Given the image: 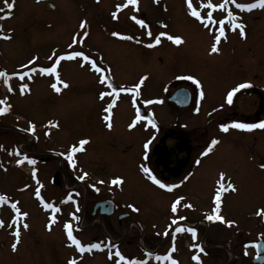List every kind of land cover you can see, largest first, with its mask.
Here are the masks:
<instances>
[{
    "label": "rangeland",
    "instance_id": "1",
    "mask_svg": "<svg viewBox=\"0 0 264 264\" xmlns=\"http://www.w3.org/2000/svg\"><path fill=\"white\" fill-rule=\"evenodd\" d=\"M82 1L83 7L74 8L71 0H68L66 8H60L56 0L55 11L48 13L45 5L34 0H8L14 3V8L7 9L11 15L0 21V30L10 37H0V71L9 74L7 83L0 77V100L10 105L8 111L0 113V195L8 198L0 202V221H3L0 226V264H68L69 259L76 258V252L67 238L66 222L72 225L73 235L77 233L85 245L96 237L102 245L101 249L84 251L79 264H115V260L119 259L114 255L116 249L104 246V235L108 239L118 240L121 245L119 249L129 255H137V262L142 264L157 263L141 256L138 249L140 243L151 249L159 247L163 257L171 255L178 264H197L192 259L194 255L200 256L201 264H255L250 260L255 252L249 244L252 240L256 241L255 238L264 240V216L258 215V212H264V169L260 167L264 163V130L260 131V143L254 154L248 145L238 146L236 160L233 159L234 153L225 147V138H219L209 160L211 170L208 183L201 189L194 186L180 188L174 196L159 199L155 189L150 190L146 180L141 177L142 160L145 158L141 155L142 137L139 133L143 131L139 126L134 129L118 123L119 119L123 121L122 117H125L122 108L129 110L127 101L123 98L119 102L111 118L112 126L107 128L104 116L107 115L105 109H108L109 102L98 96L99 86L82 81L84 76L91 75L80 67H91L90 61L97 58L110 69L118 85L124 84L131 89L144 77L135 97L131 95V102L134 99L138 103L141 99L153 100L145 105L156 111L159 120L166 126L174 124L175 115L171 113L174 108L165 98L156 104L152 97L160 98L161 94L167 96L173 86L180 82H187L194 87L193 80L187 79L193 76L200 80L204 95L199 102V112H195V105H190L180 114V122H185L188 127H203L204 111L215 112L220 109L218 97L222 89L231 83L242 79L243 83H250L249 87L259 88L264 94V12L258 10L245 15L234 9L228 10L235 17V23L244 26L245 35L242 36L239 29L233 26V21L223 16L224 8L207 7L208 3L219 5L223 0H192L193 7L201 13L202 19L191 15L186 0H141L140 6L150 22L148 29L152 34L160 31L180 36L182 43L177 45L165 36L158 50L152 51L147 46L149 50L142 53L141 44L126 42V46L117 45L119 49L125 50V54L121 55L116 46L106 43L102 37V30L108 24L99 15H111L113 3L110 0ZM230 1L227 5L232 3ZM209 12L212 13L211 21L207 19ZM78 14L80 17L75 18ZM154 20L161 22L159 27L154 28ZM82 21L86 22L84 28L80 27ZM220 21H223V25ZM109 25L133 35L140 32L135 23ZM221 27L224 28V35L229 37L226 41L223 39L218 42L219 50L212 52L211 45ZM153 35H147L146 45L154 42ZM240 36L243 37L242 66L236 72L235 67H231V50L237 48L240 41L237 42V37ZM74 38L77 43H73ZM71 52H83L90 59L65 58L60 60L55 73L41 71L51 67L57 57H66ZM30 60L32 64L28 63ZM33 68L36 71H32ZM218 68L227 69L225 76L223 70L220 83L209 82L206 77L212 79ZM13 73L27 75L21 79ZM54 83L60 88L59 92L51 87ZM64 83L67 87H64ZM24 84L28 87L21 91ZM244 104L240 111L248 113V102ZM32 126L34 131H29ZM249 136L244 140L252 141ZM81 140H87V143L83 151L73 154V163H70L67 153L72 146L79 147ZM98 141L103 142L102 147ZM134 148L138 152L132 154ZM25 155L36 163L30 164L25 160L18 165L16 161ZM55 171L62 174L60 184L51 181ZM85 172L88 176L80 186L86 188L83 193L86 199L82 220L77 222L81 231L77 232L72 212L59 208V204L63 205L60 190L65 182L69 187L74 178ZM221 172L225 173L226 179H231L236 188V191L222 194L218 213L224 217V221L235 222L231 225L206 219L215 207L213 188ZM96 176L105 181L108 178H122L123 183L117 185V191H121L118 193L125 197L137 198L139 211L130 218L137 219L141 224L132 221V227L129 224L117 225L115 214L111 218L113 224L107 227L104 219L90 215L88 202L94 199L92 194L95 189L89 185L95 184L93 180ZM37 189L41 193L40 197L35 195ZM178 197L182 198L181 203L178 211L173 213L171 204ZM56 199L59 201V212L44 207L46 200L58 202ZM13 204L20 209L19 214L12 207ZM189 204L191 207H187ZM23 213L28 215L24 216ZM95 219V224H92ZM173 219H177L175 225H172ZM183 220L190 221L192 227L197 229L195 241L186 230ZM24 224L28 227L25 228ZM178 227L185 228V231L177 232ZM17 229L20 237L13 251L11 245L16 242ZM202 239L207 246V249L203 247L204 252L191 247L193 243L200 245ZM129 242L131 245H128ZM214 243L219 244L218 247ZM219 250L227 252L228 258L217 259ZM120 264L129 263L123 260ZM158 264H171V261Z\"/></svg>",
    "mask_w": 264,
    "mask_h": 264
},
{
    "label": "flooded vegetation",
    "instance_id": "2",
    "mask_svg": "<svg viewBox=\"0 0 264 264\" xmlns=\"http://www.w3.org/2000/svg\"><path fill=\"white\" fill-rule=\"evenodd\" d=\"M37 3H41L45 5V11L48 13H52L55 11V6H54V1L56 0H34ZM59 1V7H65L68 5V0H57ZM113 5H111V10H114L113 12H116V18H113V15H99L100 18L106 19V22L108 24L107 27H105L102 31L104 32V36H102L105 40L106 43L110 44L111 46H116L125 44H136L140 45V51L146 52L149 50V48L146 45L145 40L147 39V33L150 31L149 28V20L146 19V15L144 14V9L140 6L141 0H138V4L133 5L131 3H127V0H110ZM153 1V0H151ZM231 2V1H230ZM95 3V2H93ZM224 3V0L221 2V4ZM238 3H244V4H251V3H256V0H235V3H231L230 5L224 4V9L225 13L223 16L227 17L228 15V10L234 9L237 12H241L242 14L245 13V15H250L253 12L256 11H262L264 12V8H261L259 4H257V7L253 9H241L237 8L236 4ZM126 4V7H123L121 9H117V5H124ZM91 5V4H89ZM47 6H52V8H48ZM71 6L74 8H79L83 7V1L82 0H71ZM0 9H5V13L7 12L4 0H0ZM112 12V13H113ZM135 12V13H134ZM5 13H0V16H3ZM135 16L137 19L133 20L132 17ZM80 17L75 16V18ZM81 17H84L83 14H81ZM4 18H0V21H2ZM144 20L146 26H141L137 21L138 20ZM125 22H130V23H135L137 24V27H139L140 32L136 33L133 35L131 32L128 31H123L121 32L120 29L118 30L116 27H114V30L109 23H125ZM161 22L158 20H154L153 26L154 28L159 27ZM113 33H118L119 35H113ZM160 31L154 32V39L157 34H159ZM106 35V36H105ZM101 37V38H102ZM127 37H132V39H128ZM229 36H223L221 37V40H225ZM136 39V40H135ZM138 39V40H137ZM231 39V38H229ZM240 40V41H239ZM139 41V42H137ZM239 41V42H238ZM161 42H162V37H161ZM237 42L238 46L236 49L231 50L232 52V63L231 67H235V71L238 72V67L241 68V56H242V44H243V37H237ZM126 46V44H125ZM159 45H155L152 48H150L152 51L153 50H158ZM124 48V47H123ZM138 48V47H137ZM117 49L121 52V55L124 53L125 50H121L117 47ZM125 54V53H124ZM127 57V56H126ZM230 57V56H229ZM127 59V58H126ZM94 60V59H93ZM95 61L97 62V66L103 68V72H97L95 69L87 66H81L79 64V67L82 71H86L89 73L92 77L90 79L89 76H84L82 78V81L84 83H92L99 86V91H98V96H100L101 93H106L103 98L108 100L109 104H112V108L110 111H107V115L110 117L109 120H107L104 124L106 125L107 128L108 124L110 123L112 126L111 118L113 117L114 114V109L118 106L119 102L123 98L127 101V106L129 110L123 109L124 107L122 105V115L125 114V117H122L123 121L121 119L118 120V123L124 127H129V124L133 122L137 115V111H139V114L143 117H147V119L138 121L132 128L135 126H139L138 128L141 129L142 134L139 133L140 138H141V143H140V150H141V155L144 160H142V167H148L151 170V173L157 177V179L161 180L162 183L165 184H174L177 185V187L168 190L165 188L159 187V185L155 184L152 180L149 179L148 175H146L144 172L141 175L142 178L146 180L147 187L150 190H154L157 194H159L158 198L160 199L161 197H172L175 195V192L179 190L180 188H186L188 189V186L190 187H197L201 189L204 187L208 181H209V172L211 170V164H209V160L211 159L212 151L217 148L216 144L212 146V149L210 152H208L206 155H201V153H204L205 150L208 148L209 144L213 139L218 141L219 138H225V147H228V149L234 153L233 159H237V147L241 146H246L248 145L252 153L254 154L255 149L258 148L259 141H260V131L264 130L259 127L248 130V129H237L235 127H231V124L233 121L237 122H244V123H258L261 120H264V94H262L259 90V88H256L254 86L251 87H246L243 89H239L237 92L233 94L232 97V103H228L227 100V93L231 91L233 88L237 87V85L243 83L242 79L237 80L230 85H228L226 88L224 87L222 89V94L218 97V100H220V109L218 111L214 110H205L203 113V116L205 118V123L203 127L198 126H192L188 127L186 126V123H181L180 122V114L183 112L184 109L189 107L190 105H195V112H199V102L201 103V96L200 92L202 90L201 83L199 85L194 84L190 86L187 82H180L178 85H174L173 88L170 90L169 94L164 96V94L160 95V98L157 96L152 97L154 99V102L156 104H160L162 99L165 98V101L168 102L173 108L174 111L171 113L175 115V120L174 124L172 126H166V124L162 121L159 120V116H157L156 111H152L150 107L146 106L145 103L147 102L146 99H141L138 103L137 99L132 100L131 102V95L132 98L135 97V92L136 89H131L130 87L123 85H118L116 83V79L112 75L110 69H107L106 66L100 62L97 58H95ZM223 70L224 68H218L215 71V75L213 76L212 79H210V76H207L206 79H208L209 82L211 83H216V82H221L223 78ZM227 72V69L224 70V76L225 73ZM145 73V72H144ZM106 78V79H104ZM103 80V82H102ZM141 80V79H140ZM199 80V79H196ZM194 82V81H193ZM200 82V80H199ZM112 83L115 86L109 87V84L112 85ZM116 88L117 92L113 93L112 95H108L107 93H112V88ZM179 88H184L187 89L189 92V103L184 106V107H179L177 106L174 102H171L168 100V97L177 89ZM101 97V96H100ZM153 101V100H152ZM248 102L247 106L250 108V111L248 113H242L240 111V108L242 105L245 106L244 102ZM109 106V105H108ZM248 111V110H247ZM126 112V113H125ZM127 114V115H126ZM134 114V116H133ZM148 119H151L155 122L156 127L153 128L151 124L148 123ZM222 124H228L230 125L228 131L222 130L220 127ZM110 129V128H109ZM135 129V128H134ZM199 131V132H197ZM220 133V134H219ZM137 134V133H135ZM250 135L248 138L251 139L252 141L244 138H247V136ZM146 142H149V147L147 149L144 148V145ZM100 147L103 146L102 141H98ZM160 144V146H158ZM238 147V148H239ZM102 150V149H101ZM105 150V148L103 149ZM102 150V151H103ZM126 151L123 150L122 153ZM264 151V150H263ZM138 151L134 148L132 154L137 153ZM199 161V163H197ZM138 166V164H137ZM105 169V168H104ZM137 170L139 171V167H137ZM191 174V175H189ZM220 174V173H219ZM219 174L217 175V179H219ZM62 174L59 173L58 171H55L54 174L52 175L51 181L56 184L61 183V176ZM188 177L187 180H185V177ZM99 176H96L93 180L95 183V192L94 194V199L90 200L88 203H90V215L93 216V218L98 217L101 219H104V225L105 226H111L113 224V220L111 219L112 216L116 214V224L121 225V224H129L130 227L132 225L130 222L134 221L138 224H141L137 219H131V215L135 213L136 211L133 210V208L129 207V205H134L135 208H137V198L131 196V197H125L121 193V191H117V185L111 184L112 179H107L105 180H100L101 178H98ZM56 178V181L54 180ZM202 179H206V182ZM100 181H103V183H100ZM63 182V181H62ZM217 181L214 183V193L216 188L218 187ZM84 183L83 181L79 180L78 178H74V181L70 182L69 187L67 186V183L62 185L60 194L63 198L62 204H59L58 199H56L58 202H51L46 200V203H51L55 207H58L57 204H59V208H63V210L66 211H71L73 214V218L76 220L75 228L77 232L81 231V228L78 225V221L82 220L81 219V214L83 212V207L85 204V199L86 196H83L84 194V189H86L83 185V187L80 186V184ZM233 183V182H232ZM234 184V183H233ZM61 186V185H60ZM79 186V187H78ZM91 188H93V184L89 185ZM98 189V191H97ZM231 190H228L224 192L223 194L229 193ZM120 192V193H118ZM72 195V199L68 200L67 197L68 195ZM167 196V197H166ZM111 201V206L113 208L111 214H106V210L108 209L109 204L106 203L104 205H101V202L103 201ZM169 204V202L167 203ZM170 207V205H168ZM101 211H104V213H101ZM60 214V213H59ZM63 214V213H62ZM61 215V214H60ZM77 217L79 219H77ZM99 221V220H98ZM96 219L93 221L92 224H95ZM101 222V221H99ZM195 223V222H194ZM183 224L185 225V222L183 220ZM136 227V225L134 226ZM146 227V226H144ZM77 239L81 241L82 244L85 245V242H83V239H81L77 233H76ZM112 241L104 235V246L106 248L108 247L109 249H116L119 250L122 255L126 257L125 260L127 262H135L138 261L136 260L137 255H129L125 252V250L119 249L120 242L118 240ZM257 241L258 238H255ZM263 240V239H262ZM256 241L252 240L250 242V249H252L255 254L250 257V260L257 264L255 262V259H259L260 256L257 253V248L255 246ZM112 245H110V243ZM100 243L99 238H94L91 242L86 243ZM73 245V244H72ZM114 245V247H113ZM128 245H131V242L128 243ZM213 245H216L214 243ZM75 247V259H69L70 260H75L76 264H79L80 262V257L82 258L83 252L79 251V249ZM225 246V244H224ZM207 249V246L205 247ZM220 248V247H219ZM138 249L140 250L141 256L146 258L147 260L151 262H159L160 259H157V257H163L162 252H160L159 247H153L152 251L148 250L149 247L145 245L139 244ZM92 250H98V249H92ZM218 257L217 259L225 258L227 259L228 257L226 256V253H223L219 250ZM209 253L206 254L208 256ZM118 258V257H117ZM68 261V264H69ZM264 264V261L262 262Z\"/></svg>",
    "mask_w": 264,
    "mask_h": 264
},
{
    "label": "snow or ice",
    "instance_id": "3",
    "mask_svg": "<svg viewBox=\"0 0 264 264\" xmlns=\"http://www.w3.org/2000/svg\"><path fill=\"white\" fill-rule=\"evenodd\" d=\"M228 2H229V0H224V3L219 4V5H213L212 3H208L207 7L208 8H213V7L223 8L224 4H226ZM231 2L235 3V0H231ZM4 3H5V6H6V9L11 10V9L14 8V3L13 2H8V0H4ZM127 3H131L133 5H136V4H138V0H127ZM186 3H187L188 9L191 12V15L193 17L198 18V19H202L201 13L198 12L196 10V8L193 7L192 0H186ZM257 4H259V6L261 8H264V0H256V3H251V4L238 3V4H236V7L237 8H241V9H249L250 10V9H253V8L257 7ZM126 6L127 5L124 4V5H117L116 7H117V9H121L123 7H126ZM0 13H5V9H0ZM10 15H11V12H7L3 16H0V18H8V16H10ZM112 15H113V18H116V12H113ZM211 18H212V13L209 12L208 15H207V19L209 21H211ZM226 18L227 19H231L233 21V26L235 28L239 29L240 34L242 36L245 35L244 26L242 24H236L235 23V17L233 16L231 11L228 12V15H227ZM132 19L136 20L137 18L135 16H133ZM137 22L141 26H146L145 21L142 20V19L138 20ZM219 23L221 25H223V21H220ZM85 24H86V22L82 21L81 24H80V27L84 28ZM85 35H87V33H85ZM113 35L115 36V35H119V34L118 33H113ZM147 35L148 36H152L153 34H152L151 31H149L147 33ZM223 35H224V28L221 27L219 29V34L215 36V40H214L213 44L211 45V51L212 52H217L219 50L218 47H217V44H218V42L220 41V39H221V37ZM165 36L167 37L168 40L173 41L177 45L182 43V38L180 36H172V35H169L166 32H160L159 34H157L155 36L154 42L148 44L147 46L149 48H151V47H153L155 45H159L161 43V37H165ZM0 37H2L4 39H10L9 36L3 34L2 30H0ZM127 38L128 39H132V37H127ZM73 43H77V40L75 38L73 39ZM69 47H71V45H69ZM75 57H83L84 60H89L90 59L83 52H71V53L67 54L66 57L63 56V55L57 57L55 63H53L51 67L43 68V69H41V71L45 72V73H55L56 69H57V65L59 64L60 60L65 59V58L72 59V58H75ZM33 59H35V58H33ZM49 59H52V57H49ZM90 62H91L92 68L95 69L97 72H103L104 71L103 68L97 66V62L95 60H91ZM28 63L32 64L33 61L30 60ZM21 67H24V66L22 65ZM32 71H36V69L33 68ZM12 75H18V76H20L21 79H23L24 76L27 75V73H13ZM8 76H9V74L7 72L0 71V77L4 78V82L5 83L8 82ZM58 78L59 77H58V74H57V79ZM104 79H106V78H104ZM187 79L193 80L194 83L197 84V85H199V83H200L199 80H196L195 77H193V76H188ZM143 80H144V77H141L140 83L135 84L133 86V88L138 90L140 88L141 84L143 83ZM102 82H103V80H102ZM249 86H250V83L245 82V83H241V84L237 85V87H235L231 91H229L227 93L228 103H232V97H233V94L235 92H237L239 89H243V88H246V87H249ZM27 87H28V85H26V84L22 85L21 86V91H23ZM51 87L57 92L60 91V88L57 87V85L55 83L52 84ZM64 87H67L66 83H64ZM109 87H112V85L109 84ZM9 90L11 91V88H9ZM116 92H117V89L113 87L112 88V93H107V94L108 95H112L113 93H116ZM104 95H106V93H101L100 94L101 98H103ZM203 95H204V93L201 91L200 92V96L202 97ZM147 103H152V101H147ZM0 105H5L3 107H0V113H4V112L8 111V108L10 107V105H6V102L4 100H0ZM111 108H112V104H109L108 109H105V111L107 112ZM104 119L107 121V120L110 119V117L108 115H105ZM144 119H147V117L141 116L139 114V111H137V115H136L135 119L133 120V122L131 124H129V128H132L138 121H141V120H144ZM49 123H52V122H49ZM148 123L151 124L153 128L156 127V124H155V122L153 120L148 119ZM108 127L109 128L111 127L110 123L108 124ZM220 127L222 128V130L228 131L230 125L222 124ZM231 127H235L237 129H248V130H251V129H254V128H257V127L261 128V129H264V120H261L258 123H244V122L233 121L232 124H231ZM28 130L29 131H34V126L30 127ZM86 143H87V140H81V141H79V147L72 146L70 148L69 152L67 153V159H68V161L70 163H73V154L78 152V151H83V146ZM216 143H217V141L215 139H213L211 141V143L209 144L208 148L205 150L204 153H201V155H206L208 152H210L211 149H212V146L215 145ZM148 147H149V142H146L145 145H144V148L147 149ZM25 160L28 161V163H30V164H35L36 163V161L34 159H29V157L27 155H25L23 157V159H18L16 161V163L18 165H20V164H23ZM197 163H199V161H197ZM260 167L262 169H264V163H262L260 165ZM142 171L146 175H148L150 180H152L155 184L159 185V187H161V188H165V189L171 190V189L177 187V185H174V184L162 183L161 180L157 179V177L151 173V170L148 167H142ZM33 174H35V169L33 170ZM189 175H191V174H189ZM87 176H88V173L85 172L82 175H80L78 177V179L83 181ZM184 179L187 180L188 177L186 176ZM100 183H103V181H100ZM122 183H123V180H122L121 177H116L113 180H111V184H113V185H120ZM216 183H217L218 187L215 190V195H214V198H213L215 207L212 210V214L207 215L206 219L207 220L223 221V222L231 225V224H233L235 222L234 221H224V217H222L218 213L220 212V207H221V202H222L221 201L222 194L224 192L228 191V190L236 191V188H235L234 184L231 182L230 178L226 179L225 173H223V172H221L219 174V179L217 180ZM93 187H95V185H93ZM97 191H98V189H97ZM35 195L37 197L41 196V193H40L39 189H37ZM7 199L8 198L6 196L0 195V202H4ZM67 199L71 200L72 199V195L69 194ZM181 199L182 198L178 197L175 201L172 202L171 211L173 213H176L178 211V205L181 203ZM12 207L16 209V212L18 214L20 213V209L17 208L15 204H13ZM44 207L47 208V209H52L54 212H59L60 211V209L58 207H55L51 203H44ZM129 207L133 208V210H135V211H139V209L135 208L134 205H129ZM187 207H191V205L189 204V205H187ZM23 215L27 216L28 214L27 213H23ZM258 215L264 216V212H258ZM77 219H79V218L77 217ZM177 219H181L182 220V219H185V217H178ZM177 219H173L172 220V225H175L177 223ZM52 220L53 221L55 220L54 216H53ZM2 224H3V221H0V226H2ZM23 226L25 228L28 227L27 224H24ZM64 227H65V229L67 231L68 240L71 242V244L75 245L79 249V251L84 252L86 250L91 251L92 249H101L102 248V245L100 243H90V244H87V245L82 244L81 241L79 239H77L76 236L73 235V229H72V225L70 223L66 222ZM186 230L189 233H191V235L193 237V240L195 241L197 239V229L195 227H188ZM176 231L177 232H182V231H185V228L178 227V228H176ZM15 237H16V242L11 245L13 251L16 250L17 244L19 242V237H20L19 229L16 230ZM113 247H114V245H113ZM191 247L199 249L200 252H204V248L201 247V245H199L197 243H193L191 245ZM172 250L175 251L174 248ZM112 255L113 254L110 252L109 253L110 258H112ZM114 255H115V257L119 258V259L115 260V264H120V261H123V260L126 259V257L124 255H122V253L119 250H116ZM157 259H161V257L158 256ZM163 259L170 260L171 264H178V261L173 259L171 255H166V256L163 257ZM192 259L197 261V264H201V259H200L199 255H194L192 257ZM69 264H76V261L75 260H70ZM129 264H142V262H129Z\"/></svg>",
    "mask_w": 264,
    "mask_h": 264
},
{
    "label": "water",
    "instance_id": "4",
    "mask_svg": "<svg viewBox=\"0 0 264 264\" xmlns=\"http://www.w3.org/2000/svg\"><path fill=\"white\" fill-rule=\"evenodd\" d=\"M48 8H52V6H47ZM112 86H115L113 83H112ZM168 100L171 101V102H174L177 106L179 107H184L186 106L188 103H189V92L187 89H184V88H179L177 90H175L169 97H168ZM160 146V144L158 145ZM56 181V178L54 179ZM108 203L109 206H108V209L106 210V214H111L112 213V206H111V201H103L101 202V205H104ZM101 213H104V211H101ZM256 247L258 249V253L262 254L261 257L258 259H255V261L259 262V263H262L263 260H264V242L262 240H258L257 243H256Z\"/></svg>",
    "mask_w": 264,
    "mask_h": 264
},
{
    "label": "bare ground",
    "instance_id": "5",
    "mask_svg": "<svg viewBox=\"0 0 264 264\" xmlns=\"http://www.w3.org/2000/svg\"><path fill=\"white\" fill-rule=\"evenodd\" d=\"M30 138H31V136H30ZM18 148H19V147H18ZM186 225H187V226H192V224L189 223V222H187Z\"/></svg>",
    "mask_w": 264,
    "mask_h": 264
}]
</instances>
